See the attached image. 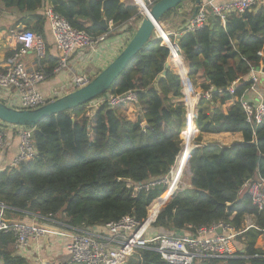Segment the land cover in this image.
Returning a JSON list of instances; mask_svg holds the SVG:
<instances>
[{"label":"trees","instance_id":"1","mask_svg":"<svg viewBox=\"0 0 264 264\" xmlns=\"http://www.w3.org/2000/svg\"><path fill=\"white\" fill-rule=\"evenodd\" d=\"M1 2L6 7L36 11L44 0ZM50 4L72 26L94 37L111 29L93 24L88 8L97 19L104 17L113 23L111 35L119 28L132 33L134 23L143 19L133 0H50ZM173 15L177 13L168 11L162 21ZM35 18L39 24L46 20L41 14ZM215 18L213 29L209 19L202 29H185L178 39L190 79L196 82L202 76L203 90L213 88L210 99L200 96L194 121V102L189 103L188 122L199 130L198 146L190 157L177 159L181 133L187 126L182 79L166 67L170 49L154 33L109 90L114 94L137 91V120L120 114V107L104 103L92 116L87 115L85 104L36 125L33 140L37 156L19 167L0 170V203L8 206L6 219L28 213L63 215L68 225L78 228L104 225L126 215L143 222L148 211L157 214L180 184L172 183L168 189L163 183L149 189L143 185L167 176L176 159L174 177L183 178L189 157L190 186L174 193L154 226L195 229L223 221L244 230L247 216L253 215L254 226L239 237L244 252L239 251L233 259L208 258L198 264H264V248L258 245L264 235V208L259 210L247 194L239 195L248 180L264 179V118L257 124L248 122L241 103L253 83L249 78L252 68L264 66V4L247 11L246 16L232 13L225 25ZM129 21L133 23L124 28ZM57 64L58 58L49 53L46 44L41 65L52 76ZM183 78L185 92L191 95V84L186 75ZM236 81L233 94L229 87ZM232 100L234 104L225 113L223 105ZM221 132H242L244 140L230 145L200 143L203 133ZM164 192V199L149 208ZM15 240L13 233L0 232L1 264H29L14 252ZM128 264L171 263L161 259L156 250L144 248L137 250Z\"/></svg>","mask_w":264,"mask_h":264},{"label":"built area","instance_id":"2","mask_svg":"<svg viewBox=\"0 0 264 264\" xmlns=\"http://www.w3.org/2000/svg\"><path fill=\"white\" fill-rule=\"evenodd\" d=\"M133 1L139 6V11L144 16L156 0ZM208 4L211 6L212 14L219 17L225 25L232 13L242 15L254 7L264 4V0H232L220 4L210 0ZM45 16L50 23L54 43L59 53L58 64L54 68L53 74L68 67L70 58L77 51L85 49L93 51L109 35L108 31L94 37L86 30L72 26L52 5L45 10ZM209 19L208 8L205 4H201L196 15L191 17L186 30L196 32L202 29ZM109 23L113 24L112 22ZM154 26L157 37L162 40V44L170 49V56L174 53L181 55L179 41L167 31L162 21L155 23ZM162 31H166V34H163ZM17 38L21 43L20 48L12 54L9 64L0 71V101L20 109L37 108L49 102L38 89V85L50 77V74L41 65L46 53V43L41 35L32 30L21 31ZM30 50H35L39 60V66L32 70L27 69L22 59ZM260 55H262V52H260ZM261 68H252L249 78L253 83L250 89H255L259 83ZM91 79L86 74L78 75L73 78L72 85L75 89H78L87 85ZM237 82L229 87V91L233 94ZM212 90L213 88L205 90L201 95L210 99ZM12 93L15 94L12 95ZM104 103L113 108L121 106H135L138 108L140 100L137 91L134 89L120 94L107 92L87 103V115L92 116ZM241 103L247 114L248 122L257 124L263 120L264 99L258 103H253L243 96ZM186 107L189 108V106ZM196 116L197 110L195 108L194 118ZM143 126L145 127L146 124L143 123ZM7 128H14L19 138L18 153L13 159L11 167H19L21 163L34 159L37 156V149L33 140L35 128L0 121V151L7 146L9 133ZM169 181L170 178L167 175L143 186L149 189L155 184L168 185ZM244 194L251 198L252 203L259 210H262L264 208V179L257 177L248 180L239 192L240 196ZM7 208V205L0 203V232L13 233L16 239L15 247L18 250L25 249L32 239H39L50 233L60 234L59 231H52L36 224L7 221ZM159 213L156 216L148 213L147 219L143 222L133 215H126L118 221L101 225L103 228L101 232H97L91 227L78 228L72 226L73 232L62 233L68 238L66 242L68 261L64 264H124L128 263L129 258L137 250L144 248L156 250L161 259L171 264H198L208 258L233 259L239 255V237L246 229L254 226V216L248 215L244 230H237L230 223L221 221L195 229L192 227L181 230L173 229L171 234L165 235L150 230ZM47 217L53 218L51 215ZM42 264L55 263L44 262Z\"/></svg>","mask_w":264,"mask_h":264},{"label":"crops","instance_id":"3","mask_svg":"<svg viewBox=\"0 0 264 264\" xmlns=\"http://www.w3.org/2000/svg\"><path fill=\"white\" fill-rule=\"evenodd\" d=\"M124 1V0H122ZM139 0L138 2H141ZM202 4H205L208 8L210 17L212 16L211 6L208 4L210 0H201ZM232 0H214L216 3H226ZM50 0H44L43 5L36 11L21 10L17 6L6 7L0 0V71H2L5 66H7L11 60V56L15 51H17L21 43L18 40V34L23 30H32L37 34L41 35L45 43L49 48V53L55 58H59L58 50L54 43V37L51 30L49 21L46 20L39 24L38 19L35 18L36 15H44L45 10L50 6ZM196 6V0H187L178 9L177 15H173L170 20L162 21V24L166 27L175 39L181 36L185 29H182L188 21H190L194 9ZM46 17V16H45ZM211 20V19H210ZM133 21H129L124 28L131 25ZM135 30L138 28L139 24L134 23ZM111 31L114 29L113 24H110ZM109 29V30H110ZM122 28L118 29L117 33L110 31L108 37L101 42L98 47L91 51L88 49L77 51L69 60L68 67L64 68L60 72H57L47 78L45 81L38 85L40 92L46 96L48 101L57 99L75 90L72 85V80L74 77L82 74L89 75L91 78L95 77L100 71L106 68L125 48L134 32L121 31ZM166 34V31H163ZM23 61L26 64L27 69L32 70L39 66V60L35 50H30L28 54L23 56ZM168 60H170V67L181 76L184 94L182 99L186 106H190L196 100V96H200L203 91L201 84L205 82L202 76L198 77L196 82L190 79L188 73V63L185 61L184 56L173 54ZM182 67L184 68L182 70ZM264 66L261 68V73L259 75L260 81L255 89H249L245 93V97L252 101L253 103H258L260 100L264 99ZM183 72L185 74H183ZM184 75L188 78L191 84V95H187L185 92V82ZM250 77V75H249ZM197 94H196V93ZM15 93H12V95ZM198 103V102H197ZM196 103V105H197ZM234 101H229L223 105L224 112L227 113ZM194 105V104H193ZM195 105V108H196ZM194 107V106H193ZM118 112L123 116L127 117L132 121H136L139 116V109L135 106H121ZM190 112V108L187 107V114ZM134 116L136 118L134 119ZM194 121V116H193ZM195 123H190L187 120V127L181 133V137L185 141V148H193V146H198L195 139V144H193V139L198 134L199 130L196 129ZM8 142L4 150L0 151V170L11 167L12 161L18 153L19 149V138L17 131L14 128H7ZM193 133H196L193 136ZM197 135V137H198ZM196 137V138H197ZM244 136L242 132H221V133H203L201 144L218 143L221 145H230L235 142L243 141ZM192 152V151H191ZM182 179V178H177ZM191 181V180H190ZM188 187V186H187ZM168 189V188H167ZM171 198V197H170ZM162 208V207H161ZM160 208V209H161ZM160 210H158L157 214ZM156 214V215H157ZM7 217V216H6ZM10 222H27L29 224H36L52 231H59L60 234H47L39 239H32L30 244L25 248L18 250L15 248L14 252L18 255L25 257L29 264H42L44 262H52L55 264H64L68 261V254L66 251L67 237L62 235V233H71L74 231L72 226L66 223V219L63 215H58L53 218L44 217L38 214H27L23 217H13ZM97 232L103 231L101 225H96L91 227ZM157 231H153L159 234H163L162 228H156ZM170 232L173 231L172 228L169 229ZM258 245L264 248V235L260 236L258 239ZM240 251L244 250L242 243L239 240ZM2 263V262H1Z\"/></svg>","mask_w":264,"mask_h":264},{"label":"water","instance_id":"4","mask_svg":"<svg viewBox=\"0 0 264 264\" xmlns=\"http://www.w3.org/2000/svg\"><path fill=\"white\" fill-rule=\"evenodd\" d=\"M184 1L185 0H159L155 2L149 9V11L144 14L143 19L139 23L138 28L135 30L133 36L131 37L125 48L106 68H104L95 77H93L87 85L75 89L74 91L64 96L51 100L33 109L15 108L0 101V121L17 126L35 127L44 119L50 116L58 115L62 112L73 110L81 105L89 103L90 101L96 99L97 97H100L101 95L106 94L107 92H109L113 84L120 78L123 71L131 64L135 56L143 49V47L148 42L151 41L153 34L155 33V23H160L164 15L170 10H173L174 14L178 13V6ZM201 4V0H196V6L192 17L196 15ZM88 11L93 24L100 26L104 30L110 29V23L106 20V18L103 17L99 20L92 13L90 8H88ZM242 15L246 16V13H243ZM210 19V28L213 29L216 18L212 14ZM189 23L190 21H188L182 29H186ZM178 39L179 36L177 37V41ZM166 67H170V60L166 62ZM164 73L165 72H163L162 75H164ZM195 147L196 146H193L191 151ZM181 151L178 156L181 154ZM191 151L189 157L191 156ZM189 157L188 166L190 165ZM185 188L186 186L178 188L176 191ZM176 191H174L170 197H172ZM164 195L165 192L157 199H163ZM168 202L169 200L164 203L160 211L168 204ZM242 252H244V250H242ZM124 264L128 263L126 262Z\"/></svg>","mask_w":264,"mask_h":264},{"label":"rangeland","instance_id":"5","mask_svg":"<svg viewBox=\"0 0 264 264\" xmlns=\"http://www.w3.org/2000/svg\"><path fill=\"white\" fill-rule=\"evenodd\" d=\"M196 93V92H195ZM197 94V93H196ZM197 99L194 101V109H195V105H196V103L199 101V96H198V94H197ZM136 118V116H134V119ZM187 127V126H186ZM195 134L196 133H193V136H195ZM198 135V134H197ZM197 135L195 136V138L193 139V144H195V139H196V137H197ZM182 138V137H181ZM183 139V138H182ZM184 146H185V141H184V139H183V142H182V148H184ZM174 167V166H173ZM173 170V169H172ZM172 170L170 171V173L168 174L169 175V178L171 179L172 178ZM190 180H191V171H190V168H189V166L186 168V171H185V173H184V175H183V178H182V183H181V181H179L178 182V180L175 182L176 184H180L179 185V188H181V187H184V186H190ZM167 188H168V185H167ZM167 190V189H166ZM158 201V199H156L152 204H151V206L149 207V208H151L156 202ZM148 213H150V211L148 212ZM7 221H10V220H7ZM157 227H155L154 225H152V227H151V229L150 230H152V231H157V229H156ZM162 232H163V234H165V235H169V234H171L172 232H170V230L169 229H166V230H162ZM0 264H1V260H0Z\"/></svg>","mask_w":264,"mask_h":264},{"label":"bare ground","instance_id":"6","mask_svg":"<svg viewBox=\"0 0 264 264\" xmlns=\"http://www.w3.org/2000/svg\"><path fill=\"white\" fill-rule=\"evenodd\" d=\"M138 1H139V0H138ZM162 33H163V31H162ZM163 34H165V33H163ZM174 54H175V53H174ZM196 99H197V97H196ZM191 149H192V148H188V149L185 148V150H182V151H181V154L178 156V158H179V157L186 156V155H189ZM177 180H178V182L181 181V183H182V179H177V178L174 177V171H173V172H172V178L170 179L168 186L171 185L172 183H175ZM163 199H164V198H163ZM163 199H161V200H163ZM168 200H169V199H168ZM166 201H167V200H165V202H166ZM153 216H156V215H153Z\"/></svg>","mask_w":264,"mask_h":264}]
</instances>
